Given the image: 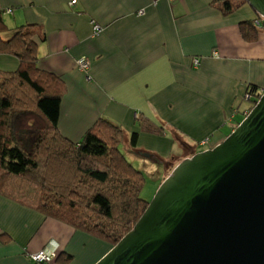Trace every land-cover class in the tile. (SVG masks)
<instances>
[{"label": "crops", "instance_id": "0c3cea01", "mask_svg": "<svg viewBox=\"0 0 264 264\" xmlns=\"http://www.w3.org/2000/svg\"><path fill=\"white\" fill-rule=\"evenodd\" d=\"M219 1L0 0V38L39 28L38 67L67 89L61 134L77 143L106 120L122 128L127 153L121 150L136 168L165 167L163 183L181 161L233 132L249 110L251 87L264 90V30L251 42L242 33L257 14L245 5L224 16ZM94 25L103 27L98 36ZM83 58L88 72L78 67ZM19 67L0 55V71ZM141 120L164 135L144 133ZM51 242L60 249L51 264H96L111 248L0 196V264H36L29 254Z\"/></svg>", "mask_w": 264, "mask_h": 264}, {"label": "trees", "instance_id": "16d2710c", "mask_svg": "<svg viewBox=\"0 0 264 264\" xmlns=\"http://www.w3.org/2000/svg\"><path fill=\"white\" fill-rule=\"evenodd\" d=\"M245 5L247 0H221L215 6L230 16ZM258 21L242 26L249 42L264 30V20ZM40 32L25 25L10 40L0 38V55L20 62L16 72L0 71V196L112 248L149 206L141 197L146 177L121 150L122 128L100 120L77 143L61 134L67 89L38 67L35 38ZM249 94L246 115L263 93L251 87ZM140 127L144 133L164 135L162 127L148 120H141ZM137 140L133 134L132 147Z\"/></svg>", "mask_w": 264, "mask_h": 264}, {"label": "water", "instance_id": "95a60500", "mask_svg": "<svg viewBox=\"0 0 264 264\" xmlns=\"http://www.w3.org/2000/svg\"><path fill=\"white\" fill-rule=\"evenodd\" d=\"M247 1L264 19V0ZM96 264H264V90L222 143L175 167Z\"/></svg>", "mask_w": 264, "mask_h": 264}, {"label": "rangeland", "instance_id": "374dc122", "mask_svg": "<svg viewBox=\"0 0 264 264\" xmlns=\"http://www.w3.org/2000/svg\"><path fill=\"white\" fill-rule=\"evenodd\" d=\"M264 20V19H262ZM249 108H251L249 106ZM244 117H240L237 122L240 121V123L244 120ZM121 149H123L124 152L127 153L126 148L124 147V144H121ZM204 151L208 150V148H204L202 149ZM138 167L137 170H140L144 173L145 177H146V184L145 187L141 193V197L146 200L148 203H150L158 189L160 188V186L162 185L160 179H162V175H163V169L165 167H162L160 165H148L146 167H143L142 165L138 164L136 165ZM107 249H106V254H107ZM60 257V253L58 255V258Z\"/></svg>", "mask_w": 264, "mask_h": 264}, {"label": "built area", "instance_id": "2783aa9c", "mask_svg": "<svg viewBox=\"0 0 264 264\" xmlns=\"http://www.w3.org/2000/svg\"><path fill=\"white\" fill-rule=\"evenodd\" d=\"M94 32L96 36L100 35L103 32V27L100 25H94ZM196 64H198V62H196ZM78 67L81 69V71L88 72L90 62L83 58L82 60L78 61ZM59 250V245L55 242H51L39 252L30 253L29 258L36 264H51L58 258Z\"/></svg>", "mask_w": 264, "mask_h": 264}]
</instances>
